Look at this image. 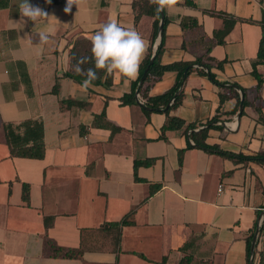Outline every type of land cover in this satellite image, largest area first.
<instances>
[{"label": "crops", "instance_id": "1", "mask_svg": "<svg viewBox=\"0 0 264 264\" xmlns=\"http://www.w3.org/2000/svg\"><path fill=\"white\" fill-rule=\"evenodd\" d=\"M192 1L194 6L176 0L164 9L169 22L159 63L204 57L223 85L192 71L170 116L198 129L219 115L225 126L209 130V146L263 153L264 123L256 108L264 116V63L257 75L253 65L264 0ZM20 2L0 0V264H181L187 258L186 264H250L248 238L264 209V164L200 148L185 127L169 125L167 113L147 114L140 103H122L139 72L127 83L114 73L110 85L87 91L65 75L76 41L89 39L109 18L150 42L154 17L136 22L134 0H73L68 11V0H30L50 17L33 22L21 16ZM224 17L236 23L219 43L215 32L224 28ZM50 24L54 34L41 44L39 32ZM177 79L178 71L167 70L149 94L167 92ZM233 83L246 89L248 101L239 123L238 100L223 89ZM104 110L106 119L96 125ZM39 142L43 158L11 155L12 146ZM146 159L153 164L135 172V162ZM24 183L30 185L29 202ZM152 186L159 188L151 194ZM125 217L132 223L122 226L117 248L102 227ZM50 242L82 253L56 255ZM261 252L264 229L254 264Z\"/></svg>", "mask_w": 264, "mask_h": 264}, {"label": "trees", "instance_id": "2", "mask_svg": "<svg viewBox=\"0 0 264 264\" xmlns=\"http://www.w3.org/2000/svg\"><path fill=\"white\" fill-rule=\"evenodd\" d=\"M186 3L188 5L194 6L195 3L192 0H186ZM133 8L135 12V20L136 22L140 19L142 15H150L154 17V23H153V32L151 35V40H150V47L148 50V53L141 63L140 70H139V76L135 80L132 90L130 93L125 94L122 97V103L124 104H134V103H139L137 96H136V91L139 90L140 97L144 103L145 106L151 108V110L145 109V112L147 114H150L151 112L154 111H160V112H165L169 116V125L175 128H186V132L189 133L192 129L195 130L197 129V126L194 124H188L186 125V122L180 118L177 117H172L170 116L171 110L177 108L181 103L182 99L184 97V92L182 90L183 84L187 78V76L194 70H197L199 73L204 74V75H209L210 78L217 84L223 85L218 79L216 78V75L211 72L212 64L205 61L204 57H199L196 59L194 62H177L169 65H162L159 63V55L163 51L164 48V39H165V28L169 22V18L167 14L164 11V28H163V36L161 43L157 46L155 49V44L156 40L158 37V28L159 24L161 21V16L162 13L161 11H157V5L154 3H151L150 0H134L133 2ZM225 21V26L221 30H217L215 32V36L218 39L219 43L224 42L225 36L231 31V29L234 27L236 23V19H229L224 17ZM187 22L183 21V26L186 27ZM261 26L263 29V36L260 41V46H259V51H258V56L256 61L254 62V74L257 75V66L259 64L264 63V11H263V18L261 21ZM91 42L89 39L86 38H81L78 39L74 45V47L70 51V59H71V68L68 70L65 75L77 80L78 82L83 83L84 79H86V76L83 74H78L74 71V65L77 63V61L81 57H88L89 60L87 63L81 65L83 69H88V68H94V59L92 58V53H91ZM155 55V60L154 62L150 65V60L152 56ZM208 58V57H205ZM211 57H209L210 60ZM212 59V58H211ZM224 61L217 62L218 67H222ZM149 67L148 74L146 76L145 81L143 82L142 85H140L141 78L144 74V71L146 68ZM167 70H176L178 71V79L175 85L168 90L167 92L158 95V96H151L149 94L150 89L154 85L156 81H158L163 74ZM97 76L98 79L93 81V84L95 85H100V84H105V85H110L112 83V78L111 75H107V73L104 70H97ZM263 80H260L259 84H261ZM235 84V83H233ZM224 90L230 91L235 95V97L238 100V106L240 105L241 102V95L240 93L233 87V86H223ZM243 92L246 94V89L241 88ZM57 91V87L55 88ZM227 97L225 91L220 93V98L221 101L223 102L225 98ZM171 103V104H170ZM170 104V106H169ZM248 105V101L245 100V106ZM169 108L167 109V107ZM236 108V110H237ZM257 111L259 112V120H261L264 123V116L262 114V111L260 108H256ZM235 110V111H236ZM244 113V112H243ZM98 119H106V112L105 110L96 118L95 124L98 125ZM220 117L219 115L214 116L209 122H207L208 128H203L199 129L198 131H192L188 134L189 139H192L195 142V145L204 148L207 150L215 151L218 154L231 158L237 162H258L264 164V152L263 153H257L254 155H244V154H237V153H232V152H226L223 150H220L218 147H211L206 143V138L208 136V132L211 128L213 127H220ZM7 128V137L8 140L12 141L13 137L10 135V131ZM11 155L15 157H25V158H43L45 155V145L43 142L35 143L34 145L31 146H12L11 147ZM180 161H182V156H180ZM154 159H146V160H137L135 162V172L137 171L138 167L140 165H151L153 164ZM138 178V177H136ZM159 186H152L151 187V194L154 193ZM23 199L25 202H29L30 200V185L27 183H24L23 186ZM48 221V220H47ZM132 221L128 220L127 217L122 219L121 221L117 222H110L107 224H104L102 227V230L109 232L112 235V239L115 242V246L118 248L119 243H120V237H121V228L122 226L131 224ZM264 229V221L262 226L260 227V233ZM255 232V231H254ZM254 232L252 235L248 238V255L250 258V245L254 236ZM54 252L56 255L64 254L65 256L68 257H77L81 255L82 251L81 250H65L63 247H59L55 245L53 242H50ZM116 248V249H117ZM190 261L189 258L185 259L184 261L181 262V264H186ZM256 264H264V252H261L259 254V259L257 260Z\"/></svg>", "mask_w": 264, "mask_h": 264}, {"label": "clouds", "instance_id": "3", "mask_svg": "<svg viewBox=\"0 0 264 264\" xmlns=\"http://www.w3.org/2000/svg\"><path fill=\"white\" fill-rule=\"evenodd\" d=\"M157 5V11L171 8L176 0H150ZM69 8L73 0H68ZM22 17H27L33 22L41 17H49L41 8L34 6L30 0H21L18 5ZM50 18V17H49ZM54 34L51 24L39 32L40 43H48L50 36ZM28 39V35L24 37ZM91 53L94 59V68L83 69L81 65L88 62V57H81L74 65V71L86 76L82 83V90L87 91L93 86V81L98 79L97 70H104L107 75L118 74L127 78L126 83L137 78L140 65L148 53L150 42L137 30L122 25L115 18H109L108 22L101 25L99 30L89 36Z\"/></svg>", "mask_w": 264, "mask_h": 264}, {"label": "water", "instance_id": "4", "mask_svg": "<svg viewBox=\"0 0 264 264\" xmlns=\"http://www.w3.org/2000/svg\"><path fill=\"white\" fill-rule=\"evenodd\" d=\"M161 13H162V16H161V21H160L159 28H158V37H157V40H156L155 49L161 43L162 36H163L164 10L161 11ZM154 60H155V55L152 56V58L150 60V65L154 62ZM150 65L144 71V74H143V76L141 78V81H140V85H142L143 82L145 81L146 76H147L148 71H149ZM232 86L234 88H236L241 93L240 110H239L238 114L236 115V119H237V121L239 123L240 122V118H241V114L243 113V110H244V107H245L246 94L243 92V90L237 84H233ZM136 96H137L138 102L141 104V106L143 108L148 109V110H151V108L145 106L144 103L141 101L139 90L136 91ZM170 104H169V106H170ZM169 106L167 107V109L169 108ZM218 124H220L222 126L224 124V126H225V123H223L221 121ZM203 128H208V125H204L203 127L198 128V129H195V130L192 129L190 132H192V131H198L199 129H203ZM191 140L192 139H190V141ZM259 217L260 218L262 217L263 218V221H264V210L262 211V213L260 214ZM261 226L262 225H259L257 223L256 229H255V232H254V236H253V239H252V242H251V245H250V258H249L250 259V264H254V259H255V255H256L257 241H258V237H259V234H260V227Z\"/></svg>", "mask_w": 264, "mask_h": 264}, {"label": "built area", "instance_id": "5", "mask_svg": "<svg viewBox=\"0 0 264 264\" xmlns=\"http://www.w3.org/2000/svg\"><path fill=\"white\" fill-rule=\"evenodd\" d=\"M142 101V100H141ZM143 102V101H142ZM191 142H193V140H191ZM223 191V186L222 185H220L219 186V193H221ZM264 210V209H263ZM257 223L259 224V225H262V223H263V218L261 217H259L258 218V221H257Z\"/></svg>", "mask_w": 264, "mask_h": 264}]
</instances>
